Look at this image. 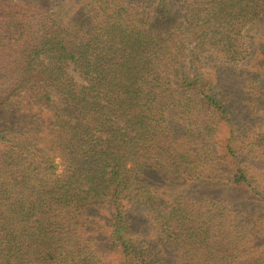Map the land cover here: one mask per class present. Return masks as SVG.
<instances>
[{
  "label": "trees",
  "instance_id": "1",
  "mask_svg": "<svg viewBox=\"0 0 264 264\" xmlns=\"http://www.w3.org/2000/svg\"><path fill=\"white\" fill-rule=\"evenodd\" d=\"M78 5L87 19L72 23L48 0H0V264H104L105 247L115 264H164L136 238L133 207L193 256L180 264H264L259 211L175 191L246 192L264 213L234 137L213 169L233 120L199 64L245 60L264 0Z\"/></svg>",
  "mask_w": 264,
  "mask_h": 264
},
{
  "label": "rangeland",
  "instance_id": "2",
  "mask_svg": "<svg viewBox=\"0 0 264 264\" xmlns=\"http://www.w3.org/2000/svg\"><path fill=\"white\" fill-rule=\"evenodd\" d=\"M48 1L52 6H60L64 9L63 20L65 22L79 23L87 19L84 17L82 20L80 15H77L79 13L78 0ZM244 41L248 47L249 55L245 60L232 63L217 59L215 56H205L199 64L201 73L204 76L208 75L209 80H213L214 87L229 107L233 120L230 127V130H233L232 134H229L226 128H220L216 134V146L213 144V147H216L218 153L213 169L222 168L221 164L225 163L221 158L222 150L226 148L227 140L234 137L233 149L247 167L253 182L257 184L261 189L260 192L264 195V146L258 144L264 138V18L258 23L256 30L253 29L250 33H245ZM228 160L229 158L225 159V161ZM227 165L229 166L228 163L224 165L223 170ZM163 191L166 196L171 192L168 186L163 187ZM175 191L188 199L197 201L218 197L226 207L228 206V211H231V214H237L238 211L240 213L241 210L243 212L259 211V215L262 217V222L259 224L262 225L264 233V213H262L261 205L246 192L227 189L222 193L214 194L197 185L182 188L177 186ZM131 214L137 220L136 238L140 243L144 242L150 250L159 251L164 264H180V259H193L192 255L182 256L184 250L161 239L158 226L148 210L133 207L130 211ZM228 217L232 220L231 215L228 214ZM203 230L206 231V228ZM99 233L102 235V242H104L105 235L102 232ZM193 241L199 244L202 240L197 238ZM185 244L190 246L188 242ZM205 254L206 251L198 249L194 256L202 261ZM101 255L104 264H115L117 261V256L113 251L111 252L109 247L101 250Z\"/></svg>",
  "mask_w": 264,
  "mask_h": 264
}]
</instances>
